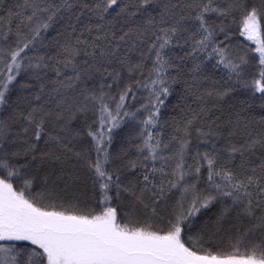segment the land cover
Masks as SVG:
<instances>
[{"label": "snow or ice", "instance_id": "snow-or-ice-1", "mask_svg": "<svg viewBox=\"0 0 264 264\" xmlns=\"http://www.w3.org/2000/svg\"><path fill=\"white\" fill-rule=\"evenodd\" d=\"M237 13L240 36L255 44L251 78L247 52L217 42L229 36L211 19ZM262 20L264 0H19L0 16V264H264ZM211 60L226 78L208 74ZM22 70L34 83L18 81ZM173 85L183 86L180 116L165 142L160 113ZM134 89L148 95L128 111ZM238 89L246 98L223 107ZM138 114L135 158L113 154L114 129ZM89 186L102 211L59 203ZM217 202L215 219L193 233ZM233 213L244 230L231 250L205 248L202 234Z\"/></svg>", "mask_w": 264, "mask_h": 264}, {"label": "trees", "instance_id": "trees-1", "mask_svg": "<svg viewBox=\"0 0 264 264\" xmlns=\"http://www.w3.org/2000/svg\"><path fill=\"white\" fill-rule=\"evenodd\" d=\"M19 2V0H0V16L4 15L8 9L13 8L14 5H16ZM115 14V10H113V15ZM107 19H111V17H107ZM212 20H215L217 24H221L223 21V26L225 27L227 34L229 36V39L225 40L224 33H220L217 36V42L223 41L224 44H227L231 47L234 54H245L247 52L248 59H249V68L246 70V75L251 78L252 74L257 71L255 68V65L257 63L255 54H253L250 49L255 47V44L249 41H246L244 37H241L239 32L242 27L241 24V16L239 13L235 14L234 16H229L227 19L224 18H217L215 16L211 17ZM85 22H87V18H85ZM95 22V21H93ZM262 26H264V20L261 21ZM48 40H52L54 37L57 36V27L54 26L52 29H50L47 33H45ZM47 44V41L45 42ZM39 47V46H38ZM53 48H44L41 49V54L47 53V54H53L54 52ZM185 49L180 48H173L172 49V55L173 56H182L184 54ZM187 67L192 66V61H186L185 62ZM215 63V60L206 61L207 68L206 71L209 75L213 77L214 80L220 81L221 77L226 78V73L221 71L220 68H213L212 65ZM2 66V65H0ZM150 66V64H149ZM66 75H71V70H65ZM175 74V73H173ZM50 79H55V76L52 73H49ZM134 79H138V76L133 77ZM19 82H27V83H34V81L31 79L30 74L26 71L22 70L21 76L18 77ZM136 92L137 98L135 100L129 98L127 103L130 105L128 108V111H135L136 108L140 107V104L144 103V98L147 97L148 93L144 89H134ZM113 94H115L116 89L113 88L112 90ZM183 92V86L182 85H173V92L172 94L165 100V105L161 108L160 113V123L163 125L162 129V138L165 142H167L172 135H175V132L173 130L174 128V118L175 120H179L180 116V106H178V100ZM15 91L13 92L12 98L15 99ZM246 98V93L242 89H238L235 93H233L232 97L226 98L223 102V107L227 108V105L232 103L235 100H242ZM191 103V100L188 101ZM193 107L195 105L193 104ZM253 111H259L258 107L254 106ZM91 116V113H89ZM146 115V114H145ZM214 115H220L219 112L214 113ZM92 119H95V117H92ZM143 119L142 115H137L136 119H132L131 117H128L125 119V121L121 124V126L117 129H114L113 131V143L111 146V151L113 154L119 153L122 148L128 149V156L129 158L134 159L136 152L134 145L139 143L138 140V133L140 131L139 126V120ZM92 120H89V123H91ZM77 126H79L80 121L74 122ZM156 131H160L157 129ZM196 133L193 130L191 139V148L193 151H195L197 147V140H196ZM41 147H43V142L40 144ZM206 145L201 144L200 150L203 151L205 149ZM38 163V162H37ZM188 163H192V161L189 159ZM236 163L238 164L239 161L237 160ZM46 168H41L40 172L36 173V180L34 182V189L39 190V184H40V177L43 175ZM35 168L33 169V172L35 173ZM206 177V172L204 173ZM54 178V177H53ZM14 185L17 183L16 181H13ZM201 187H203V184H201ZM96 193H94L90 186L87 188H82L80 191H72L70 190L67 194L64 195V198H62L59 203H62L65 208H68L69 210H75L76 212L80 214H87L88 212L98 213L102 211V208L99 206L97 199H96ZM179 195V193H174L172 197V201L174 202L176 197ZM69 201H72L70 204ZM74 205V207H73ZM113 207H117L118 216H122L123 213L121 209L118 207L117 203L114 201L111 205ZM221 208V204L219 202L214 203L211 205L208 209H203L198 214V217L195 220L192 232L196 233L200 226L204 223L205 220H208L209 218L215 219L216 214L219 212ZM63 210V209H58ZM123 222V221H121ZM155 225L157 227H164V224L160 220L154 221ZM239 231L244 230V225H242L240 222L237 221L235 217V213H233L232 216H230L222 225L221 230L216 234H211L208 232H205L202 234L203 237V246L205 248H208L212 250L213 252L221 251L226 252L231 250V244L234 242V238L237 235ZM258 238V237H257ZM191 246V245H189Z\"/></svg>", "mask_w": 264, "mask_h": 264}]
</instances>
